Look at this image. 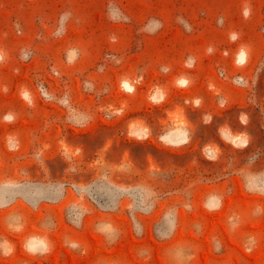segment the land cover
I'll list each match as a JSON object with an SVG mask.
<instances>
[{"label":"rangeland","instance_id":"rangeland-1","mask_svg":"<svg viewBox=\"0 0 264 264\" xmlns=\"http://www.w3.org/2000/svg\"><path fill=\"white\" fill-rule=\"evenodd\" d=\"M0 54V264H264V0H0Z\"/></svg>","mask_w":264,"mask_h":264},{"label":"clouds","instance_id":"clouds-1","mask_svg":"<svg viewBox=\"0 0 264 264\" xmlns=\"http://www.w3.org/2000/svg\"><path fill=\"white\" fill-rule=\"evenodd\" d=\"M247 12L245 13V16H247ZM245 55H246V53H245V51L243 50V48L240 50V52H239V56H240V59L241 60H243L244 59V57H245ZM3 60V55L2 54H0V61H2ZM26 95V94H25ZM5 119L6 120H11L12 119V117L11 116H7V117H5Z\"/></svg>","mask_w":264,"mask_h":264}]
</instances>
